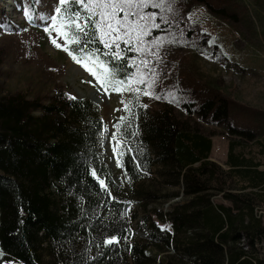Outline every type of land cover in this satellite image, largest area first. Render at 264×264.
<instances>
[{"label":"trees","instance_id":"1","mask_svg":"<svg viewBox=\"0 0 264 264\" xmlns=\"http://www.w3.org/2000/svg\"><path fill=\"white\" fill-rule=\"evenodd\" d=\"M69 10L78 6L70 4ZM84 39H92L91 31ZM93 49L116 79L132 77V48L121 45L122 58L116 60L104 55L108 49L99 40L86 51ZM228 112L227 101L212 97L197 115L230 136L264 138L262 126L258 133L235 132ZM177 119L172 107L149 115L134 105L118 127L126 201L101 155L103 128L94 104L63 98L42 106L20 96L0 98V264H262L254 246L264 238L259 210L264 207V171L234 154L241 144L230 142L224 171L209 161L211 139ZM157 168L165 180L160 194L146 179ZM172 188L178 193L167 194ZM179 194L192 201L168 214L172 235L154 229L159 235L151 238L157 244L129 242L133 205L167 202ZM217 195L231 207L211 205L209 198ZM188 232L197 234L183 242L179 237ZM113 237L118 243H105ZM242 239L248 250L240 245ZM153 250L159 255L172 251L176 258L159 259Z\"/></svg>","mask_w":264,"mask_h":264},{"label":"rangeland","instance_id":"2","mask_svg":"<svg viewBox=\"0 0 264 264\" xmlns=\"http://www.w3.org/2000/svg\"><path fill=\"white\" fill-rule=\"evenodd\" d=\"M57 6L58 0H0V98L20 96L27 101H38L42 106L63 98H77L78 94L84 101L91 96L101 99L102 105L97 100L100 105L96 106L103 128L101 155L112 171L114 184L125 193L126 201L129 195L121 165L124 147L117 131L134 105L149 115L161 107H172L179 120L198 127L203 136L211 139L209 161L224 171H227L224 163L229 142L240 143L241 147H237L234 154L259 164L258 170L264 171L263 137L255 135L253 140H248L230 136L226 129L207 120L209 126L197 115L201 104L214 97L216 101L228 102L230 126L235 132L258 133L255 131L264 127L261 119L264 114V0H164V9H144L146 14H156L155 23L160 27L150 29V34L143 38L148 52L138 53L132 49L134 73L129 78L132 83L129 90L122 93L111 88L107 93L100 89L97 80L84 67L51 43L49 33L44 30L50 21L40 17L55 14ZM29 9L33 12L32 20L25 16ZM50 31L55 38L56 32L51 28ZM153 41L159 43L154 45ZM57 42L63 44L64 41L60 38ZM141 60L149 62L148 68ZM150 69H154V73ZM95 70L103 71L99 65ZM140 72L146 74V81L154 82L153 95H143L147 85L135 82ZM135 88L141 89L138 101L131 90ZM126 103L129 110L124 108ZM186 105L190 111H185ZM38 115L40 112L35 113ZM161 173L162 168H157L146 176L148 187L158 194L165 182ZM166 193H178V189H168ZM191 201L180 195L167 202L154 200L153 204L141 207L133 205L128 221L129 242L157 244L152 236L157 237L161 232L172 235L168 214L177 207H189ZM209 203L231 207L221 195L212 196ZM259 210L264 226V207ZM157 217H161L162 222ZM195 234L197 232H188L179 238L188 243V238L194 239ZM240 245L248 250L246 240L242 239ZM173 248L171 245L170 249ZM153 251L154 257L159 255ZM254 253L264 264V238L255 244ZM167 257L176 258L172 251L159 255V259ZM184 262L188 260L185 258Z\"/></svg>","mask_w":264,"mask_h":264},{"label":"snow or ice","instance_id":"3","mask_svg":"<svg viewBox=\"0 0 264 264\" xmlns=\"http://www.w3.org/2000/svg\"><path fill=\"white\" fill-rule=\"evenodd\" d=\"M70 4L77 5L78 10L70 11ZM58 5L54 9L55 14L50 17H40L50 21V25L44 30L49 33L51 43L56 48L65 51L75 63L84 67L97 80L99 88L106 93L109 88L117 93L129 90L132 80L129 79L126 83L125 80L116 79V73L106 66L107 62L100 60L97 54L99 50L86 51L87 45L99 40L108 49L104 55L111 56L114 60L122 58L124 50L121 49V43L126 48H132L138 53L148 52L149 50L144 47L143 38L150 34V29L159 28L160 25L155 23L157 18L155 13L146 14L143 10L149 7L164 9V0H58ZM25 16L32 20L31 9L25 11ZM161 19L164 18L161 17ZM50 28L56 32L55 38H52ZM90 31L92 39L85 40L84 38L89 37ZM60 38L63 39V44L57 42ZM82 43L83 47H77ZM158 43V41H153L154 45ZM77 51L79 55L76 54ZM89 63L92 64V67H89ZM133 63L135 62L133 61ZM140 63L148 68L147 60H141ZM97 65L103 69L102 72L95 70ZM137 71L139 72V68ZM150 71L154 73L155 70L150 69ZM145 75L140 72L139 78L135 82L146 84L147 87L143 91V95L151 96L153 95L151 89L154 82L146 81ZM131 90L136 93L138 101L141 89ZM69 98L76 99L74 96ZM155 98L159 99L160 97ZM124 108L129 110V104H124ZM113 151L116 152L117 149L114 148ZM92 175L95 177L96 172L93 171ZM99 183L102 187H106L104 180H99ZM105 243L111 245L118 243V240L113 237Z\"/></svg>","mask_w":264,"mask_h":264},{"label":"water","instance_id":"4","mask_svg":"<svg viewBox=\"0 0 264 264\" xmlns=\"http://www.w3.org/2000/svg\"><path fill=\"white\" fill-rule=\"evenodd\" d=\"M75 100H83L82 95L78 94V95H77V98H76ZM87 100H88L90 103L94 104L95 106H98L97 101L94 100L92 97H88Z\"/></svg>","mask_w":264,"mask_h":264},{"label":"bare ground","instance_id":"5","mask_svg":"<svg viewBox=\"0 0 264 264\" xmlns=\"http://www.w3.org/2000/svg\"><path fill=\"white\" fill-rule=\"evenodd\" d=\"M6 4L8 5L9 3L8 2H6ZM14 12V11H13ZM92 93H94V92H92ZM96 94V93H95ZM92 98H93V96H91ZM94 99V98H93ZM94 100H99L100 101V104L102 105V100L101 99H99V98H97V96H96V98L94 99ZM99 101H97V103H98V105H100L99 104ZM175 199H178V198H175Z\"/></svg>","mask_w":264,"mask_h":264}]
</instances>
